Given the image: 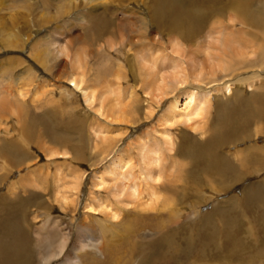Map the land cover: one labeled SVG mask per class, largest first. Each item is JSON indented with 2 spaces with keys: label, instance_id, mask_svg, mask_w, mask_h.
<instances>
[{
  "label": "rangeland",
  "instance_id": "1",
  "mask_svg": "<svg viewBox=\"0 0 264 264\" xmlns=\"http://www.w3.org/2000/svg\"><path fill=\"white\" fill-rule=\"evenodd\" d=\"M10 1L12 0L3 1L0 4V6H3V9L0 11V31L1 29L5 28V25L2 24H4L5 22L8 23V21L10 20L11 9H7V5L5 3ZM25 1H27L28 3H32L30 9L24 10V7L27 6L24 2L20 3L17 0H13L12 2V5L15 6V9L17 11L16 14L20 16L22 15L21 18L19 17L20 19L16 29L14 30V32L12 31L13 35L16 36L15 39H17L20 43L19 46L16 48L9 47L4 50L2 48V45L0 44V101L1 99H4L2 98L3 96L14 98L17 97L20 93H23L24 97L21 98L24 99L23 103L25 104H15L13 106L7 105V109L5 108L7 113L5 112L3 117H0V137H2L3 139L7 137L9 139L11 135H18V133L13 128V125H18V119H20L19 124H21L26 121V118H28V121L30 122V128H32V134L34 135L33 140L35 141L33 145V152L36 155L34 154V160L30 161L31 164L28 163V167L19 166L22 164H19L17 166H15L13 163L11 164L13 160H15L16 162L19 161L20 156L17 153L9 151L7 148L1 149L2 151L0 150V154L2 155V157L10 159L11 161H9L8 164L6 159L0 158V206H2V209H14V215L12 216L14 223L16 225H19V227L21 228L23 227V232L21 233V235L17 237L15 236L16 242L19 243L18 251L20 252L22 250L23 252L21 257H28L30 259H28L30 264H42L43 257L45 255L44 253L46 252L45 246L43 245L45 239L53 238L55 240H59L60 237L65 234L68 237V247L66 249L67 251H65V254H67L76 242L78 236V232L76 229L78 224L74 220L79 222L84 221L85 227L88 226V229H91L93 232L96 231L94 234L98 233L99 227L104 225L102 220L104 216H106V214H101L100 212V214H96L100 219L96 217L86 218L85 212L87 209L85 208V203H95L96 200H99L100 197V200L105 201L106 205H108L110 202V206L114 207L113 204L117 202V199L115 198V195L111 193H114L115 185L117 184V182H122L120 180L122 178H118L113 174L107 175L106 183L104 185H98V179L95 177V175L97 176V172L101 169L105 162H107L111 157L117 154V152L121 151V153H124L126 159L125 168L122 172L132 173L137 176L136 178H138L137 181L139 183V188L143 187L145 190H147L148 184L145 181H140L139 176L140 173L147 167L144 164V160L142 158V151L146 146H149L153 147V149L156 150V156L161 160L164 172L162 177L163 180L162 178L161 180L166 183L172 182L174 185L179 184L178 188L174 187L170 191H158L157 196L161 198V200L163 198H166L172 205H174L175 208H179L185 212L182 220L185 221L187 227L185 228L186 231L184 230V233L178 238L177 258L170 257L165 260L163 257H159V255L155 254L154 251H151L154 247L153 244L158 241V233L154 231L153 228H150V225L147 228V225H144V223H138L137 228L142 227L145 229H142L134 237H129L131 238V243L133 242L134 250L131 258H129L131 259V263L129 262L128 264H161L165 261H167L165 264H198L199 261L194 260L193 254L195 246L201 247L205 245L208 242V238H211V233L209 232L212 229L215 228V235L217 241H219L220 237H218V235L221 234V231L218 232L219 229L223 231L224 229H226L229 232L232 228H234V226H236V224L237 226L241 224L238 220L241 216H243L244 210L248 208L247 211L249 213H252V211L255 210V207L252 206V203L250 201L248 202L249 204H246L244 203L246 201L243 202V199V208L241 210H237V212L234 213L222 215L220 216V218L215 216L212 220L209 221L210 224L203 223L201 219L203 214L195 217L192 223L189 218H186L188 216V213L190 211H194L195 209L194 208L191 210V205L193 203H195L194 206L202 213L209 212L213 209L212 201L207 203L206 205H196L197 196L195 195V183H201L202 185H205L204 192L207 195H211V191L209 190V185H211V177L209 178V176L207 175L208 173L206 172V160L195 163L190 162V147L197 142L206 140L207 137H209L211 133L210 131L205 135H202L201 132L211 128L216 115L225 117L228 114L229 106L231 107L233 105L231 100L234 99L233 97L235 96V93L234 95L231 94L226 96H224V94L222 93H214L215 95L212 94L211 96H209L207 105L205 106V111L203 110L201 112V115L193 116L194 118L189 123H184V120H181L183 122L176 120L175 123H172V125H167L165 127V125H163L160 120L162 112L166 108L169 101H172V98L174 99L177 96H181L185 92H198V87L209 89L211 87L215 88L220 84L219 81L211 82L212 79H208L209 77L207 76V78L205 76V72H208L210 69L212 63L211 61L213 60V58H215L216 60V54L220 53L216 49L212 48L208 51L209 54L207 55L206 52L208 48L205 49L204 47L206 42L207 44H209L208 40L210 42L214 41L212 39L206 38L207 32L209 31V27L211 25L206 27L204 32L201 31L198 34L200 36L198 37V40H200V45L198 47L193 46L192 42L187 44L183 42L182 39H179L180 37H173L174 34H172L166 39L164 47L159 46V44H155L153 41H146L144 42L145 44L138 42L134 46H129L130 50L128 51L129 54L127 55H131V57L127 58V56L123 54V50H119V48H121L120 46L124 45H120L119 40L115 39L114 37L105 36V38L107 39L99 38V42H95L93 40L95 33L98 34V28L102 25L100 22H93L90 26L89 24L86 25L84 23L82 24L74 22V18H71V15L75 11L77 12V10H79V7H82L79 6L80 4L83 5L82 2L80 3L81 0H75L74 2H76V4L73 3L74 5H72V7H75V9L73 8L74 10H70L68 12V9L66 7L67 11H65L66 13L63 14L60 13V9L58 8L61 6H54L52 2H50V0ZM131 1L133 2L137 0ZM64 3L65 4L63 5H69L68 1H65ZM125 5L126 8H134L139 12V10H137L136 8V5L129 4L128 6V3H125ZM86 7L87 5H84V8ZM251 9H253V11L261 10L260 12H263L264 6L262 4H258ZM50 14L53 15L51 16L52 21L46 23L47 25L45 24L43 26H40L38 21L41 20L44 15L49 16ZM106 15L107 17H111L110 13H106ZM258 15L259 12L256 16ZM227 17L231 22L236 17V15L234 14V12L228 11ZM217 24L218 23L214 22V25L217 26ZM58 26H63V28L59 30L57 29ZM16 30L19 34H21L19 35L15 33L17 32ZM58 31H60L61 33ZM62 33L64 36L60 39L62 43L67 46L65 43V39L69 41V46H67L68 53L72 45V49H74L73 53H78L77 55L75 53V56L77 58H80L81 60H84V69L87 72L86 74V72L83 71L84 78L87 80V84H89L90 89L92 87V90H94V95L97 96V99L95 97L96 101L94 100L91 103L86 102L81 92L77 91L74 86H69V82L65 84L55 80V72L56 69L59 68L61 62L63 64L65 63V61H67L70 67L68 66V68H66L65 70H72L71 59L73 57L66 58V56H59L58 60H55L50 55L45 56L51 61L53 58V61L55 62L54 64H57L56 69L51 72L48 68L51 66L46 67L45 64H43L40 59L36 57V53L32 51V49L35 50L32 44L37 40H35L36 37H39L43 34H50V36H52L51 41H54ZM0 37H4V35H0ZM172 38H177V41H179L178 44L172 43V41H170ZM127 47L124 46V52L128 50ZM96 48L99 49L96 50ZM160 48H162L160 50L161 52L157 51ZM28 49H31L32 51L30 54L32 60L30 58H27L29 53ZM109 49L112 52H110ZM175 54L178 55L179 64H182L188 71H190V74H198L200 72H203V75L196 81L192 82V80H190L191 83L184 84L182 89L180 87L178 90L172 92V89L176 87V84L173 80V70L171 69L173 59L177 60V56H175ZM132 57L136 60V62H134V60H131V62L129 61L130 58L133 59ZM145 58L148 60V62H152L155 58H160L161 62L158 63V68L152 70L146 67L147 65L149 66L150 63L145 64ZM133 63H136L137 66H132ZM54 64L52 62V64L50 65L54 66ZM88 64L91 65L89 66ZM96 68H98L99 70H96ZM149 71L156 77L159 71L160 74L164 73V76L168 83H165L164 86H160V83H156L157 81H153L156 78H154L153 76L152 80L150 81L152 83L148 84L147 82H145V79L148 78ZM100 72H104L106 73V75L98 80L96 76ZM204 76L205 79L203 78ZM91 79L93 80L91 81ZM143 82L147 83V85ZM158 86L164 88L162 89L164 91H158ZM60 87L70 89V91L68 90L70 94H68V96L66 97V94L64 93L66 92V90H63ZM236 90L238 93H241L242 96H245L246 101V104L241 106L237 105V103L234 104L237 105L236 108L239 109L240 107V111L236 114V117L238 118L239 122H242L245 121V118L247 116L245 115V113H249L250 110L252 111L256 107L255 99L260 97H258L259 95H256L254 99L250 96V93L252 91L250 86H245L242 89L236 88ZM134 91H137L136 94L134 93ZM118 92L120 93V95ZM63 96H65V98ZM146 99L151 102H148ZM51 100H53L55 104L53 102L51 103ZM71 100L73 101L70 102ZM184 103L185 99L184 97H181L180 102L178 103L181 109H183L182 107H184ZM61 117L63 120L61 119ZM79 120L81 121L80 123L78 122ZM35 121H37V123ZM253 122L252 124L254 125L251 124L250 128L248 127L250 130L248 128L243 129L244 131L241 130L243 131V135L247 133H254L255 129L261 130L262 126H264V122L258 124H255L257 122ZM59 123L63 127H61ZM66 123H69V125ZM236 123L237 119L235 120L234 124L237 125ZM224 124L225 123L223 122L221 123V125L217 126L216 130L221 129ZM162 127H165V132H162ZM75 128H77V130ZM166 131H168V133ZM184 134L186 140L183 139ZM105 138L106 143L103 141L105 140ZM169 138L173 140V143L171 145H168L167 143ZM110 140H113L112 145H114L115 147L108 150L104 149L105 146L109 145L108 141ZM75 142L78 144L76 145ZM260 142L263 143V140L260 139ZM21 143L22 145H24V140H21ZM0 145H2L1 142ZM38 145L45 147V149L47 150H52L51 152H53V154H55V152L57 153L58 151L61 154L53 155L49 161L50 157H48L44 151L39 150ZM77 146H80V148H78ZM68 148L70 149V152L66 151V149L68 150ZM230 152H233V150ZM156 168L157 166H155V169ZM73 169L77 170L76 172L79 173L80 176H82L81 184L76 191H72V184H70V186L67 183H71V180L74 176V173L72 171ZM2 174L4 175V177ZM46 175L49 176L47 177ZM165 175L166 177H164ZM44 176H46L47 178ZM262 176L263 174L253 175L249 177L246 182L237 184L235 188L221 194H216L217 198L220 200V202H222V206H226L227 208H229L230 204L224 203L228 200V198H230L233 194H238L237 196L241 197L245 185L259 181V178H261ZM129 177V181L125 180L126 185L131 183ZM184 178L190 181V184L185 186V191H183V189L181 188V186L185 185V183H183L182 181ZM222 178H225L224 182H229L230 175H227V177L226 175H212V179L214 181L216 179L218 181L222 180ZM56 180L59 183H57ZM150 182L152 181L150 180ZM63 187L64 189H62ZM254 191L256 190L253 187L249 190V192ZM42 194L43 196L40 197L39 195ZM53 194H55V196ZM64 195L67 197L66 200L62 199V196ZM145 195L146 193L144 192L142 195L129 197V193H127L125 195V198L127 197L128 200L135 199V201H138L137 204L143 202L151 203L152 199H149L148 196ZM36 198L38 199V201H35ZM40 198H50V203H53L52 200L56 198H60L58 200L61 201L54 202L55 207L52 209V211L49 212L48 210L42 209L39 206V202L42 200ZM2 200H4L5 203L2 202ZM6 200L8 202L7 204ZM26 200H28L29 203H26ZM60 203L63 205H61ZM9 205H11L12 207H10ZM125 205L135 207L131 204ZM63 206H65V209H63ZM31 207L32 211H35L33 214H29ZM25 209L29 210L26 211ZM136 210L139 211L140 209L138 208ZM45 212L50 213L54 218V222L56 223L54 224L55 226L51 223H48V221L45 219ZM3 213H5L4 210H0V236H2L3 232L7 231V227L2 224V219H5L7 215L6 213ZM123 213L128 217L132 215L130 213L127 214L126 212L122 211V214ZM27 214L28 220H24L23 217ZM165 215L166 214H163L164 217ZM30 217L34 220V226H32L33 220H31ZM31 221L32 223H30ZM238 222L240 224H238ZM194 227L195 230L202 229L198 237H196L195 235ZM240 227H242V225H240ZM3 228L4 230L2 231ZM120 232L121 231H119V228L113 229L111 231L112 235L107 243L109 245L108 247L106 246L107 249H103L102 251L103 255H96L95 253L89 252L83 256L84 263H90L92 258L94 257V259L99 260L97 264H103V262L105 261L104 259L108 258L107 256L109 253V247L114 246L118 242H120ZM170 238L173 237L170 236ZM196 238H199V240ZM240 243L241 241L237 243V249H235L237 253L241 251L239 253V256H228L226 253H222L221 255H215V257H211L210 261L215 264H246V260H249L256 253V250L254 248L250 249V247L247 248V243H243L245 246ZM211 246H213L212 242ZM232 246L234 245H231V248L229 247L228 250H231L233 248ZM262 246L264 247V242ZM244 247L245 249L243 250L242 248ZM126 249L127 246H122L120 248V251L124 252ZM89 254L92 256H90ZM233 257L234 260L232 259ZM62 258L63 257L55 261L53 260L52 262H50V264H57ZM161 258L162 260H160ZM259 260L264 264V257H262V260ZM260 261L258 263L253 262L249 264H261Z\"/></svg>",
  "mask_w": 264,
  "mask_h": 264
},
{
  "label": "bare ground",
  "instance_id": "2",
  "mask_svg": "<svg viewBox=\"0 0 264 264\" xmlns=\"http://www.w3.org/2000/svg\"><path fill=\"white\" fill-rule=\"evenodd\" d=\"M3 1L6 0H0V4ZM17 1H19L20 3L21 2L26 3L27 6L24 7V10L30 9L32 6L31 2L28 3L25 0H17ZM65 1H68L69 5L67 4L63 5L65 4L64 3ZM74 1L75 0H50V2H52L54 6L56 7H58L59 5L61 6L58 8L60 9L59 10L60 13L62 14L66 13L65 12L67 11L66 7L68 9V12L70 10L75 9V7H72V5L76 4V2ZM117 1L118 0H81L80 3L82 2L83 5L80 4L79 6L82 7H79V10H77V12L76 11L74 13L72 12L73 14L71 15V18L73 17L74 22L76 23H82V24L84 23L86 25L89 24V26L93 22H100L102 25L101 27L98 28L99 29L97 31L98 34L95 33L93 40L95 42H99V38H105V36L114 37L115 39L119 40L120 45H124L125 47L128 46L127 47L128 50L126 52H124L123 49L124 46H120L121 48H119V50L121 51L123 50L122 52L124 55L127 56V58L131 57V55H127L129 54L128 51L130 50L129 46H134L138 42L145 44L144 42L146 41H153L155 44H159V46L164 47L166 39L172 34H174L173 37H178V38L180 37L179 39H182L183 42L187 44L192 42L193 46L198 47L200 45L199 44L200 40H198V37L200 36L198 34L201 31L204 32L206 27L211 25L209 27V31L207 32L206 38L212 39L214 41L210 42L208 40L209 44H207L206 42L204 47L205 49L206 48L208 49L207 52L206 51L205 52L208 55L209 54L208 51L214 48L220 53L216 54L217 62L215 58H213V60L211 61L212 63L210 69L208 72H205L206 73L205 76L206 77L208 76L209 77V78L207 77L208 79L211 78L212 79L211 82L219 81L220 84L215 88L208 87L209 89L198 87L197 88L198 92L195 91L185 92L184 94H182L183 96L181 95V96H177L174 99L172 98V101H169L166 108L162 112L160 120L162 124L165 125V127L167 125L168 126L172 125V123H175L176 120L179 121L184 120L185 121L184 123H189L194 118L193 116L201 115V112L203 110L205 111V106L207 105L209 96H211L212 94L222 93L224 94V96H226L231 94L234 95L235 93V96L233 97L234 99L231 100L233 105L231 107L228 105L229 106L228 114L225 117L216 115L214 123L211 126L212 129L209 128L208 130L201 132L202 135H205L208 134V132L210 131L211 133L209 137H207L206 140L197 142L190 147L191 150L190 162L195 163L206 160L207 161L206 172L208 173L207 175L209 176V178L211 177V185H209V190L211 191V195H207L204 192L205 185H202L201 183L197 184L193 182L197 186V187L195 186V195L197 196L196 205H206L207 203L212 201L213 209L209 212L202 213L199 209H197L194 206L195 203H193L191 205V210L194 208L195 209L194 211H190L186 218H189V220L192 223L195 217L203 214L201 218L203 223L210 224L209 221L212 220L215 216L220 218V216L222 215L234 213L237 212V210H241L243 208L242 205L243 199H244L243 202L246 201L244 202L246 204H249L248 202L250 201L252 203V206L255 207V210L252 211V213H249L247 211L248 208L243 211L244 212L243 216H241L238 220L241 223L240 224L238 222V224L242 225V227H240V225L237 226L236 224V226H234V228H232L229 232L226 229H224V231L219 229L218 232L221 231V234L218 235V237H220L219 241H217L215 235V231H214L215 228L212 229L209 232L211 233V238H208V242L201 247L195 246L193 254H194V260L199 261L200 264H215L210 261V258L215 257V255H221L222 253H226L228 256L229 255L239 256V253L241 251L239 250L240 252L237 253L235 249H237L236 247L237 243L241 241L240 244L247 243L246 245L247 248L250 247V249L254 248L256 250V253L249 260H246L247 263L248 264L253 262L258 263L260 261L259 259L262 260V257H264L262 256L264 255L263 252L264 247L262 246L264 242V126H262L261 130L255 129L254 133H247L245 135H243L242 133L244 131L243 129L248 127L250 128L253 121L257 122V123L253 122L255 124L264 122V11L263 12H260L261 10L253 11V9H251L257 6L258 4H262L264 6V0H137L133 2L131 0L129 1L124 0L118 2ZM12 2L13 0L10 2H5L7 5V9H11V17L8 23L5 22L4 24H2L5 25V28L1 29L0 31V35H4V37H0V44L2 45V48L4 50H6V48L9 47L16 48L20 44L18 40L15 39L16 36L13 35L12 31L14 32V30L16 29L19 23V19L21 18L22 15L20 16L16 14L17 11L15 9V6L12 5ZM125 3H128V6L129 4L136 5V8L137 10H139V12L136 11L134 8L133 9L126 8ZM84 5H87V7L84 8ZM2 9L3 6H0V11ZM228 11H232L236 15V17L231 22L228 20L227 17ZM258 12L259 15L256 16ZM106 13H110L111 17H107ZM51 16L53 15L51 14L49 16L44 15L43 18L38 21L40 26H43L46 23L52 21ZM214 22L218 23L217 26L214 25ZM62 28L63 26L57 27V29L59 30ZM15 33L19 34L18 31ZM63 37H64L63 33L54 41H51L52 36H50V34L49 35L43 34L39 37H36L35 40L36 39L37 40L36 41L34 40L35 42H33L32 44L35 50L32 49V51L36 53V57H38L40 61L43 64H45L46 67L51 66L48 67L51 72L54 71L57 67L56 66L57 64H54L55 62L53 61V58L55 60H58L59 56H66V58L73 57L71 59L72 70L66 71L65 69L68 68L69 66L68 62L65 61V63L62 64V62L60 61L61 63L59 65V68L56 69L54 78L56 81L61 83L66 84L69 82V86H74L77 91L81 92L85 101L91 103L95 100V97L97 99V96L94 95V90H92V87L90 89L89 84H87L88 83L87 80L84 78L83 71L86 72V70L84 69V63H83L84 60H81L80 58H77L75 56L76 52L73 53L74 49H72L73 48L72 45L68 53L67 46H69V41L65 39V43L67 45L65 46V44L62 43V41L60 40ZM177 40H178L177 38H172L170 41H172V43L174 44H178L179 41ZM98 49L96 48V50ZM161 49L162 48H160L157 51H160ZM32 51L31 49H28L29 53L27 58L31 59L30 54ZM109 51L112 52L110 49ZM77 54L78 53H76V55ZM49 55L53 57L52 61L47 57H45ZM175 56H177L176 57L177 60L173 59V64L171 66V69L173 70V80L176 84V87L172 89V92L178 90L180 87L182 89L184 84L191 83L190 80H192V82L196 81L203 75L202 74L203 72H200L198 74L197 73L190 74V71H188L182 64H179L178 55L175 54ZM131 60H134V62H136L134 58L133 59L130 58L129 61L131 62ZM52 62L54 66L50 65L52 64ZM159 62H161L160 58H155L153 59L152 62H148V60L145 58V64L150 63L149 66L148 65L145 66L152 70L158 68ZM134 64L136 63H133L132 66H137V64L136 65ZM97 69L98 68H96V70ZM160 71L157 73V77L154 76L149 71L148 78L145 79V82L151 84L152 82L150 81L154 76V78L155 77L156 78L153 81L154 82L157 81L156 83H160V86L161 85L164 86V84L168 82L164 76V73L160 74ZM101 72L96 76L98 80H100L101 78H103V76L106 75V73L104 72L101 73ZM205 76L203 77L204 79ZM92 80L93 79H91V81ZM147 83L144 84L147 85ZM160 86H158V91L164 89ZM169 86H173V85H169ZM245 86L248 87L250 86L252 90L250 93L251 97L254 98L256 97V95H259L258 97L260 98L257 99L254 98L256 101V107L254 108V110L252 111L250 110L249 113H245V115H247L245 121L239 122L238 118L236 117V114L239 113L240 107L238 109L236 108V106L244 105L246 104V101H245V96H242L241 93H238L236 88L242 89ZM60 88L66 90V92H64L66 94V97L68 96V94H70L69 92L70 89L64 87H60ZM136 92L137 91H134L135 94ZM21 97H24L23 93H20L17 97L14 98H10V97L8 98V96L6 97L3 96L2 98L4 99H1L0 101L1 102L0 117H3L5 112L7 113V111L5 110V108L7 109V105L13 106L15 104H19V105L24 104L23 103L24 99ZM63 97L65 98V96ZM181 97H184L185 99L184 107H182L183 109H181L180 106L178 105ZM146 100L148 102H151L148 99ZM72 101L73 100H71L70 102ZM52 102L54 103L53 100H51V103ZM236 103L237 105H234ZM236 119H237V123H236L237 125L234 124ZM72 120H76V119H72ZM80 120L78 121L79 123L81 122ZM35 122L37 123V121ZM223 122L225 123L224 126L221 129L216 130L217 126L221 125V123ZM19 123H20V119H18V125H13V128L18 133V135H11L9 139L7 137L5 139L0 137V142L2 143V145H0V150L7 148L9 151L17 153L20 156V160L17 162L13 160L11 162L10 159H6L5 157H2L1 154H0V158L6 159L8 164L10 161L11 164L13 163L15 166L22 164L19 166L28 167V163L31 164L30 161L34 160V154H35L33 152V147H34L33 145L35 143V141L33 140L34 135L32 134V128H30V124H29L30 122L28 121V118H26V121L24 123L21 124ZM66 124L69 125V123ZM165 127L164 128L162 127L163 128L162 132H165ZM75 129L77 130V128ZM166 132L168 133V131ZM183 139L186 140L185 134L183 135ZM260 139L263 140V143L260 142ZM21 140L22 141L24 140L25 142L24 145H22L23 142L21 143ZM103 141L106 143V138ZM108 142L109 145L105 146L104 149L108 150L110 148L115 147L114 145H112L113 140H110ZM167 143L168 145H171L173 143V140L169 138ZM77 144L78 143H76V145ZM78 148H80V146ZM38 149L44 151L45 154H47V156L50 157L49 161L53 155L61 154L59 151L53 154V152H51L52 150H47L45 149V147L41 145H38ZM69 150H70L69 148L68 150L66 149V151ZM232 150L233 152H230ZM115 155L110 159L108 158L109 160L105 162L101 167V169L97 172V176L95 175V177L98 179V183H99L98 185H104L106 183L107 175L113 174L118 178L119 177L122 178L120 179L122 182H117V184L115 185L114 193H111L114 194L115 198L117 199V202L113 204L114 207L110 206L111 205L110 202L108 205H106L105 201L100 200V197L99 200H96L95 203H91V202L85 203L86 204L85 208L87 209L85 212L86 218L87 217L99 218L96 214H100V213L106 214L103 220L101 218L104 225L100 226L98 229L99 232L94 234L96 231L93 232L91 229L87 228L88 226L85 227L84 221L79 222L74 220L78 224L76 228L78 232L77 233L78 236L76 242L71 247V250L67 254H65V251H67L66 249L68 247V237L66 236V234L61 236L59 240H55L53 238H47L45 239L44 244L42 242L46 250V252L44 253L45 255L43 257L42 264H50V262H52L53 260L54 261L58 260L61 257L63 258L57 264H97L99 260L94 259V257L92 258L90 263H84L83 256L89 252L95 253L96 255H103L102 251L103 249H107L109 245L107 243L112 235L111 231L115 228L117 229L119 228V231H121L120 232L121 239L120 242H118L116 245L109 247V253L107 256L108 258L104 259L105 261L103 262V264H128L131 260L129 258H131V255L133 254V250H134L133 242L131 243L130 239L134 237L142 229H145L142 227L137 228L138 223H144V225H147L146 226L147 228L150 225V228H153L154 231L158 233V241L153 244L154 247L151 251H154L155 254L159 255V257H163L165 260H167L170 257L177 258L178 238L184 233V230L187 227L185 221L182 220L185 212L179 208H175L174 205H172L170 201H168L166 198H163L161 200V198L157 196V192L161 190L170 191L174 187L178 188L179 184L174 185L172 182L166 183L162 181L164 172H163L161 160L157 158L156 150L153 149V147L146 146L142 151V158L144 160V164L147 167L145 170H143L140 173L139 179L140 181H145L148 184L147 190H145L143 187L139 188V183L137 181L138 178H136L137 176H135L132 173L122 172L123 169L125 168V163H126L124 153H121L120 151L117 152V154ZM155 166H157L156 169ZM72 171L74 173L73 174L74 176L71 180V183L69 182L67 183L69 185L72 184V188H73L72 191H76L81 184L82 176H80V174L76 172L77 170L73 169ZM213 174L214 175L218 174L220 176L226 175V177L227 175H230L229 182H224L225 178H222V180L219 181L216 179L214 181L212 179ZM261 174H263V176L259 178V181L245 185L241 197L237 196L238 194H233L230 198H228L226 202H224L230 204L229 208H227L226 206H222V202H220L216 194H221L226 191H229L235 188L237 184H242L246 182L249 177L253 175H261ZM46 176L48 177L49 175ZM128 177L130 178L131 183L126 185L125 180H128ZM164 177H166V175ZM150 180L152 182H150ZM182 181L183 183H185V185L183 184L184 186H181V188L183 189V191H185V186L189 185L190 181L185 178ZM57 183L59 182L57 181ZM252 187L256 191L249 192V190ZM62 189H64V187ZM144 192L146 193L145 196H148L149 199H152L151 203L143 202L137 204L138 202L137 200L136 201L135 199L128 200L127 197L125 198V195L127 193H129V197H132V196L142 195ZM53 195L55 196V194ZM39 196L42 197L43 194ZM49 199L48 198L42 199L39 202L40 203L39 206L42 209L48 210L50 212L55 207L54 202L61 200H58L60 198L58 199L56 198L52 200L53 203H50ZM62 199L66 200L67 197L64 195L62 196ZM7 200H6V204L8 203ZM26 201H27L26 203H29L28 200ZM35 201H38V199L36 198ZM2 202H4V200H2ZM125 204H131L134 205L135 207ZM9 206L12 207L11 205ZM105 207L108 208L110 211ZM138 208L140 209L139 211L136 210ZM63 209H65V206H63ZM0 210L2 211L4 210V212L7 215L5 219H2L3 220L2 224L7 227V231L3 232L2 236H0V264H30L29 262L30 259L28 257L25 256L24 258L21 257L23 254L22 250L20 252L18 251L19 243L16 242L15 236L17 237L21 235V233L23 232L22 230L23 227L21 228L19 227V225H16L14 223V220L12 218V216L14 215L13 214L14 209L13 210L11 208L2 209V206H0ZM122 211L126 212L127 214L130 213L132 215L128 217L124 213L122 214ZM34 212L32 211V207H31L29 214L30 213L33 214ZM45 213L46 214H44V216L45 219L48 221V223H51L52 225L56 224L51 214L47 212ZM163 214H166L165 217L163 216ZM27 216L28 214L25 215L23 219L28 220ZM31 220L33 219L31 218ZM30 223H32V221ZM32 226H34V220ZM3 230L4 228L2 229V231ZM201 230L199 229L195 230L196 237H198ZM225 231L227 234L225 233ZM170 236L173 238H170ZM196 239L199 240V238ZM211 242L213 246H211ZM231 245H234L235 247L232 246L233 248L231 250H228ZM122 246L123 247L127 246L126 249L127 251L126 250L124 252L120 251V248ZM242 249L244 250L245 247ZM232 259L234 260V257ZM160 260H162V258ZM166 262L167 261L161 264H165ZM261 264H263V262H261Z\"/></svg>",
  "mask_w": 264,
  "mask_h": 264
}]
</instances>
